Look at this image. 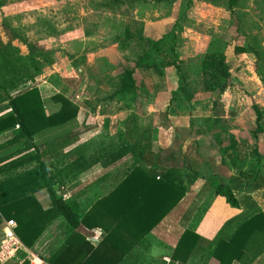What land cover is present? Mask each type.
<instances>
[{
	"label": "crops",
	"instance_id": "1",
	"mask_svg": "<svg viewBox=\"0 0 264 264\" xmlns=\"http://www.w3.org/2000/svg\"><path fill=\"white\" fill-rule=\"evenodd\" d=\"M206 3L192 0L186 14V0L158 3L140 0L132 9L128 8L126 14L118 15L117 19L121 18L119 21L103 13L101 19L92 23L90 18L100 15L104 9L94 6L93 10L85 13V29L82 27L81 34L66 32L65 35H51L41 42L42 45L30 41L38 49L49 52V58L45 66L42 65L33 85L28 86L29 82L21 81L11 89V93L16 94L27 87L38 88L47 115L60 108L53 101L57 94H64L77 105L69 96L72 90L69 83L85 81V94H98L97 98L93 95L85 98V124L78 116L74 123L66 126L77 130L70 135L77 141L64 149L58 158L48 162L55 171L71 170L72 163L83 156L93 161L84 172L66 181L64 186H57L67 196H70V191L85 187V213L121 184L134 163L130 154L115 163L108 162V155L129 136L131 126L127 130V125L132 116L137 128L150 139L149 147L162 152L163 156H171L170 160L163 161L164 165L182 168L185 161L194 165L199 178L189 186L183 200L133 246V251L142 255L141 264H221V261L224 264H264V185L261 189L250 190L246 187L247 182L237 177V172L250 171L242 146L236 153L238 163L228 159L234 152L229 150L230 142L238 137L233 133L234 125L240 124L241 130L247 128L244 124L248 121L239 116V121L234 123L231 112L232 108L242 103L241 95L235 86L229 85L224 92H218L220 99L216 103L213 98L215 93L205 92L202 86L204 57L226 42L212 32V28L220 27V22L214 20L211 12L220 9ZM204 26L211 31L203 32L200 28ZM153 42L160 44L153 47ZM123 55L129 58L131 65L122 62ZM144 56H149L151 61L157 60L158 72L137 68L136 61ZM240 58L242 63L248 64L244 75L251 78L248 54ZM177 67L181 68L183 76ZM132 69L135 88L127 90L123 77ZM230 74L232 80V70ZM51 76L55 77L52 79ZM138 76L142 77L141 82ZM155 77L162 80L155 84L152 81ZM242 79L245 80L242 82L247 81L243 76ZM183 81L185 85L192 81L200 82L202 92H188L192 97L187 101V94L179 89ZM78 86L75 85L80 92L82 85ZM174 93H177L176 96ZM4 105H7L8 111L0 117L10 111L7 102H1L0 108ZM112 107H117L119 111L108 112L107 109ZM81 109L79 107L80 116ZM82 123L85 134L80 132ZM53 131L57 129L38 136L37 144L41 151L52 142L50 136ZM11 137V133L1 135L0 145ZM218 141L223 142L224 147L219 148ZM14 151L15 148H3L0 155L7 156ZM213 177L226 185L236 180L234 194L237 208L231 207L225 198L215 195ZM65 197V200H77L72 196ZM36 198L45 209L50 208L51 200L46 191L38 192ZM0 221V264H22L24 261L47 264L44 259L71 232L59 217L35 246L27 248L19 240L16 226L13 229L15 239L11 240L4 220ZM108 227L110 230L113 228ZM79 231L94 248L103 243L110 233L102 227ZM187 231L191 233L187 241L192 254L187 256L186 249L180 254V259L173 260V253ZM113 233L116 237L123 236L122 232ZM122 244L113 243L111 248L119 252Z\"/></svg>",
	"mask_w": 264,
	"mask_h": 264
},
{
	"label": "trees",
	"instance_id": "2",
	"mask_svg": "<svg viewBox=\"0 0 264 264\" xmlns=\"http://www.w3.org/2000/svg\"><path fill=\"white\" fill-rule=\"evenodd\" d=\"M137 1L140 0H105L95 4V7L115 11L116 7L126 5L132 9ZM186 1L187 14L192 0ZM203 1L215 4L211 0ZM229 1V8L233 10L239 0ZM9 31L12 34L9 35L8 42H4L0 36V103L7 102L10 108L7 114L0 117V136L11 133L12 137L0 145V150L15 148V151L7 156L0 155V212L5 219L15 221V232L27 248L35 246L57 218L64 220L71 232L57 248L50 251L48 258L44 259L47 264H141L142 255L133 251V246L183 200L189 186L199 178L198 172L192 163H185L186 161L182 168L164 165L163 161L170 160L171 156H163L162 152L153 151L149 147L150 139L137 128L132 116L127 125V130L131 126L129 136L121 140L117 149L108 155L110 164L132 155L134 163L125 179L88 213H85L78 201L65 200L56 187L64 186L66 181L84 172L93 161L83 156L72 163L71 170L52 171V165H48L50 159L58 158L77 139L67 135L62 140L47 143L43 151L40 150L37 139L46 131L62 129L74 123L79 107L60 93L53 97V101L60 105L59 110L47 115L38 88L27 87L19 93H11V89L21 81L29 82L28 86L33 85L43 65L40 60L44 58L47 61L49 53L34 46L25 34L10 28ZM20 44L26 47L25 53ZM159 44L152 43L153 47H158ZM234 52L237 55L246 54L248 49L237 46ZM227 59V48L209 52L204 57L202 86L205 92L222 93L229 87L231 68ZM156 61L144 56L136 61V66L158 72ZM177 68L183 76L181 68ZM133 74L132 69L124 76L127 90L135 88ZM179 89L187 94L186 100L190 101L192 95L188 92L192 91H188L184 81ZM174 94L176 96L177 93ZM257 168L256 174L259 177L262 171L259 166ZM258 177H254V180L257 181ZM240 178L247 182L246 187L250 190L263 188L262 185L251 186L249 173H240ZM236 184V180L223 184L216 177L212 181L215 195L225 198L233 208L238 207L234 194ZM43 190L51 200L49 209H45L36 198V194ZM108 225L113 226L112 230ZM95 227H102L110 232L97 248L92 247L79 231ZM112 231L122 232L123 236L116 237ZM190 234L189 231L184 234L173 253V260L180 259V254L185 253L186 249L187 256L192 254L187 241ZM121 242L122 249L119 252L113 251L111 245ZM22 264L30 263L24 261ZM221 264L224 263L221 261Z\"/></svg>",
	"mask_w": 264,
	"mask_h": 264
},
{
	"label": "rangeland",
	"instance_id": "3",
	"mask_svg": "<svg viewBox=\"0 0 264 264\" xmlns=\"http://www.w3.org/2000/svg\"><path fill=\"white\" fill-rule=\"evenodd\" d=\"M146 1L158 3L156 0ZM168 1L170 2L172 0H164V2ZM173 1L176 2L178 0ZM196 1L199 4L206 3L203 2V0ZM211 1L212 3L218 4H212L213 7L220 9L214 11L212 10L213 12L211 13L214 15V20H219L218 22L220 23L218 25L221 27L212 28V32L215 33L217 37H220V39H226V42H223L222 45L218 47V50H224L227 48V60L230 64L231 70L233 71L234 77L232 80H230L229 85L235 86L238 89V94L241 95L240 101L242 103L240 106L237 103L238 107L232 108V117H234V123L239 121V119H237L239 116L243 118L244 121H248L246 124H244V126H247L246 129L241 130L240 124L234 125L233 133L235 136L238 135V137L234 138L230 142L229 150L234 152L233 156L228 157V159L238 163L239 156L236 153L242 146L244 152L243 154L245 155L246 159L249 160L248 163L250 164V171L248 173L251 175V186H263L264 0H239L238 3L233 7V10L229 8V0ZM102 2H105V0H0V36L3 40L7 41L9 39V35L12 34L11 31H9L10 28L25 34L28 41L35 42L39 45L42 41L45 42V40L51 35H65L66 32H76L74 35H77L78 32L81 34L82 27L85 29V13H87L89 10H93L95 4ZM128 11L129 9L126 7V5L116 7L114 13H112L111 10L103 9L100 15L95 13L96 15L91 17L90 20L92 23H95L97 20L101 19L103 17V13H105L107 16L110 14V16H112L114 19L116 18L115 21H119L121 18L117 19L118 15L121 16L123 13L126 14ZM200 29L203 32L206 30L211 31L210 28H207V26H204ZM237 46L246 47L248 49L247 54L251 62V74L249 72V76L251 78L244 75V73H247L246 69L248 64L242 63L240 57L243 54H235L234 49ZM20 47L22 48V52L25 53L26 47L21 44ZM40 61H42L44 66L47 63L44 58H42ZM122 62L127 66L131 65V63H129V58L126 55L122 56ZM98 71L100 70L98 69ZM118 72L120 73L121 69ZM242 76L247 79L246 82H242L245 81L242 79ZM54 77L55 76H51L52 79ZM141 79L142 77L138 76L139 82H141ZM161 80L162 79L160 77H155L152 81L153 83L158 84ZM69 85L70 89H72L69 93V96H71L73 101L82 108L81 116H78L80 121H84L85 124V98L87 97L88 99L92 95L93 97H96L98 94L94 92L85 94V81L80 82L78 80V82L76 81L75 84L69 83ZM75 85H82V90L79 92ZM186 87L188 88V91H193L195 94L197 91H201L200 82H189ZM87 94L89 95L87 96ZM213 98L216 103H218L217 101L220 99L218 92L214 94ZM235 100L238 101V99ZM6 109L7 105H4L3 108H0V115L6 113L8 111V109ZM107 111L112 113L118 112L119 110L117 107H112L111 109H107ZM84 124L82 123V127L80 129V132L83 131L82 134H85ZM76 131L75 129H71L69 127L58 129L57 131L51 132L50 139H52L51 141H59L67 135L75 134ZM211 142L214 143L213 140H211ZM217 144L219 148L224 147V143L221 141H218ZM222 158L224 159L225 157ZM258 166L262 171L259 177L256 174ZM239 176L240 174L237 172V177ZM254 177H258V180L255 181ZM56 189L58 190L59 195L66 196L65 198H69L70 196L77 198L76 201L80 203L83 210L85 211V187L70 191V196H67V194L63 193L61 189H58V187H56ZM57 244H55V246Z\"/></svg>",
	"mask_w": 264,
	"mask_h": 264
},
{
	"label": "built area",
	"instance_id": "4",
	"mask_svg": "<svg viewBox=\"0 0 264 264\" xmlns=\"http://www.w3.org/2000/svg\"><path fill=\"white\" fill-rule=\"evenodd\" d=\"M0 219L1 220H4V223H5V226L6 228L10 231L9 232V237L12 239H15V233L13 232V229L15 228L16 226V223L14 220H8L6 221L4 218H3V215L2 213L0 212ZM96 240V239H95Z\"/></svg>",
	"mask_w": 264,
	"mask_h": 264
}]
</instances>
